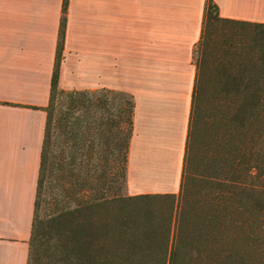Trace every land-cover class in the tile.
<instances>
[{
  "label": "trees",
  "instance_id": "obj_1",
  "mask_svg": "<svg viewBox=\"0 0 264 264\" xmlns=\"http://www.w3.org/2000/svg\"><path fill=\"white\" fill-rule=\"evenodd\" d=\"M63 37L27 264H264V25L206 0L177 194L123 193L133 103L60 90Z\"/></svg>",
  "mask_w": 264,
  "mask_h": 264
},
{
  "label": "crops",
  "instance_id": "obj_2",
  "mask_svg": "<svg viewBox=\"0 0 264 264\" xmlns=\"http://www.w3.org/2000/svg\"><path fill=\"white\" fill-rule=\"evenodd\" d=\"M206 0H0V264H27L45 112L58 88L133 103L126 194H177ZM264 25V0H213Z\"/></svg>",
  "mask_w": 264,
  "mask_h": 264
},
{
  "label": "rangeland",
  "instance_id": "obj_3",
  "mask_svg": "<svg viewBox=\"0 0 264 264\" xmlns=\"http://www.w3.org/2000/svg\"><path fill=\"white\" fill-rule=\"evenodd\" d=\"M90 99L96 100L97 98L106 99L109 103L114 104L115 106L124 105L126 101H129V98L120 93L110 92V93H101L94 92L89 94ZM98 116V112L96 113V117ZM123 193L126 194V187L123 190Z\"/></svg>",
  "mask_w": 264,
  "mask_h": 264
}]
</instances>
